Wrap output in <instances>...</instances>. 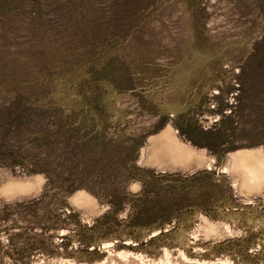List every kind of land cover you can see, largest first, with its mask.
I'll return each mask as SVG.
<instances>
[{
	"label": "rangeland",
	"instance_id": "1",
	"mask_svg": "<svg viewBox=\"0 0 264 264\" xmlns=\"http://www.w3.org/2000/svg\"><path fill=\"white\" fill-rule=\"evenodd\" d=\"M0 264H264V0H0Z\"/></svg>",
	"mask_w": 264,
	"mask_h": 264
},
{
	"label": "crops",
	"instance_id": "2",
	"mask_svg": "<svg viewBox=\"0 0 264 264\" xmlns=\"http://www.w3.org/2000/svg\"><path fill=\"white\" fill-rule=\"evenodd\" d=\"M162 167H167V165H163V164H162Z\"/></svg>",
	"mask_w": 264,
	"mask_h": 264
}]
</instances>
